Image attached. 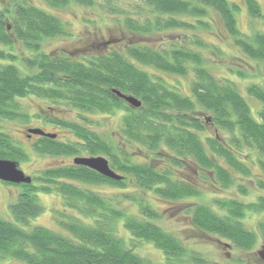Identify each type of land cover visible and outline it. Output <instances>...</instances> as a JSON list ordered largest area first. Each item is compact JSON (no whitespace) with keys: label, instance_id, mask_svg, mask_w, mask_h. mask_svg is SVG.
Instances as JSON below:
<instances>
[{"label":"trees","instance_id":"trees-1","mask_svg":"<svg viewBox=\"0 0 264 264\" xmlns=\"http://www.w3.org/2000/svg\"><path fill=\"white\" fill-rule=\"evenodd\" d=\"M10 1L13 4L4 5L0 11V44L10 46L13 40L21 41L33 53L21 58L30 69L23 72L13 62L17 57L0 52V59L11 60L6 64L0 62V123L26 119L16 101L26 95L63 102L82 119L86 118L82 113L122 112L117 144H111L79 122L49 119L48 123L68 128L75 139L62 142L40 136L32 144L34 152L52 156L82 152L106 156L116 173L128 176L137 188L168 201L202 194L192 180L194 177L188 179L180 174L186 173L188 166L204 181L211 180L223 189L232 186L236 178L252 176L247 162L258 165L264 174V87L250 83L244 88L245 94L260 104L255 117L236 83L226 77L216 78L204 66L198 50L207 44L196 32L215 27L213 13L245 56L257 61L264 59V31L243 36L235 17L236 4L227 0H142L141 21L129 16L116 20L131 34L129 41L120 43L117 38H107L102 42L105 50L76 60L66 55L50 56L40 49L43 39L67 35L61 20L28 0ZM45 1L58 8L70 2L92 6L99 0ZM100 1L111 12L123 11L118 0ZM243 1L250 18L259 19L264 25V0L263 8L257 0ZM3 13L8 14V21ZM179 28L187 30L188 35L163 41L158 48L136 39ZM115 44L121 45L119 50L112 49ZM212 48L218 53L214 45ZM225 69L242 79L249 76L237 68ZM161 74L190 75V95L179 93ZM113 89L138 98L141 106H131L114 94ZM196 112L206 114L199 118L193 115ZM210 124L228 133V137L208 134L206 125ZM126 144H132L133 148L126 150ZM134 157L144 160L133 162ZM0 159L16 162L28 159V154L1 126ZM125 182L124 178L112 180L74 164L40 170L31 183L18 185L20 190L9 205L19 225L0 216V257L26 264H154L128 246L129 239H136L162 251L163 264H209L192 251L189 253L176 236L154 223L160 216L147 202L126 195L140 210L141 215H134L119 206V197L107 198L78 185L124 188ZM258 186L264 188V180L258 181ZM238 189L246 193L243 185L239 184ZM38 193L59 196L64 209L76 212L81 218L59 211L65 219L55 217L58 230L42 226L25 229L30 218L44 211ZM218 205L225 213H217L203 204L194 206L188 211L191 223L204 233L231 241L236 247L247 250L254 246L257 236L241 219L248 210L264 211V198L248 205L227 199ZM119 224L130 238L119 233ZM260 230L264 237V222L260 223Z\"/></svg>","mask_w":264,"mask_h":264},{"label":"rangeland","instance_id":"rangeland-1","mask_svg":"<svg viewBox=\"0 0 264 264\" xmlns=\"http://www.w3.org/2000/svg\"><path fill=\"white\" fill-rule=\"evenodd\" d=\"M238 6L235 11L237 25L243 36H250L255 32L264 31V25L259 19H251L244 5L243 0H227ZM263 8L262 0H257ZM28 2L54 16H56L65 25L67 35H59L55 37L45 38L41 41L40 49L50 56L66 55L71 59L81 60L82 58L95 55L105 50L106 45H102L103 40L107 38H117L118 42L129 41L130 33L116 21L123 17L129 16L138 20L143 19L144 11L140 10L144 6L142 0H118L117 4L120 11L111 12L105 9L103 3L99 0L96 5L82 6L73 2L68 3L63 7H51L46 4L45 0H28ZM6 4V0H0V8ZM143 13V14H141ZM214 25L210 30H198L196 33L200 36L207 47L198 48L200 51L203 64L216 77H226L233 80L238 86L241 94L244 95L248 104L251 107L252 114L256 117V112L259 110V102L248 97L245 94L244 88L250 83L264 87V59L257 61L245 56L238 47L233 44L232 37L225 31L220 18L212 13ZM188 31L182 28L166 29L156 31L152 34H146L144 37L136 38L152 48H158L163 41L185 38ZM13 39V38H12ZM117 43V42H116ZM114 45V48L119 50L121 45ZM214 49L217 48L215 53ZM0 52L5 55L17 57L14 62L21 71L29 72L26 64L21 58L32 56V51L26 49L21 41L13 40V44H0ZM11 60L0 59L3 64L10 63ZM222 65V66H220ZM224 65V66H223ZM240 69L248 73V78H241L237 75H231L225 67ZM143 68V67H142ZM146 69V68H143ZM161 76L171 85L175 86L179 93L190 95V75L186 76ZM246 95V96H245ZM16 101L27 117L26 119L4 120L0 124L1 130L6 133L13 142L19 145L27 154L28 159L18 162L19 168L31 178L37 176L40 170L53 166H63L73 164L75 156H84L86 153L76 155H40L33 151L31 141L34 139L26 138V128H42L45 131L58 133V140L69 142L74 141L75 137L68 128H64L52 123H48L49 119H59L69 122H79L84 124L89 130L99 134L102 138L111 141V144H117L120 140L118 127L120 123V111L115 113H82L85 119L79 117L74 109H71L63 102L55 103L46 99L33 95L18 97ZM202 112H196L193 115L201 118ZM208 134L219 133L222 136L228 137V133L218 130L213 124L206 125ZM126 150L133 148L132 144H126ZM130 149H129V148ZM257 155V153H256ZM106 157V156H105ZM107 158V157H106ZM253 158V157H252ZM255 159V157H254ZM142 157H134L133 162H142ZM250 169L252 176L245 179H235L234 184L227 189L220 188L216 184H212L211 180L204 181L198 177L196 171L188 166L186 173H180L188 179L192 177L193 182L199 185L201 195L199 197H188L177 201L163 200L152 192L144 191L137 188L131 179L124 177L127 186L119 188L112 185H85L78 184L90 190L99 192L105 197H119V206L127 213L141 215L140 210L135 202L127 200L126 195L136 197L147 202L160 216L154 220V223L162 227L165 231L176 236L184 245L186 250L191 251L209 264H264V237L260 230V223L264 222V211L245 212L241 219L243 225L257 236L256 243L250 249H242L236 247L231 241L219 237L215 234H208L198 230L191 223V216L188 211L198 204H203L210 207L217 213H225L221 210L218 202L227 199H235L246 205L257 203L260 197L264 198V188L258 186V181L264 180V174L261 169L252 162L246 163ZM186 174V175H185ZM127 178V179H126ZM243 185L246 188V193H242L238 186ZM20 187L16 184L0 181V216L14 223L15 220L9 210V205L12 203L19 192ZM37 199L44 207V211L36 217L29 219L28 227L42 226L52 230H58L56 218L62 219L63 216L59 211H63L66 215L80 217L76 212L64 209L61 198L54 194L38 193ZM65 219V218H63ZM19 225L18 223H16ZM119 233L130 238V235L121 224L118 225ZM129 247L140 257L154 263L163 264V252L154 247L153 244L136 239H129ZM0 264H26L22 261L1 258ZM186 264H197L189 262Z\"/></svg>","mask_w":264,"mask_h":264},{"label":"water","instance_id":"water-1","mask_svg":"<svg viewBox=\"0 0 264 264\" xmlns=\"http://www.w3.org/2000/svg\"><path fill=\"white\" fill-rule=\"evenodd\" d=\"M119 98H122L128 102L131 106L139 108L141 106V100L134 97L133 95H126L117 89L112 90ZM28 133L55 138V134L45 132L39 128L28 129ZM73 164L87 167L104 177L110 178L112 180H122L123 175L116 173L110 168L108 160L101 155L89 156V157H75L73 158ZM0 181L11 183V184H29L32 178L26 175L18 166V162L10 159H0Z\"/></svg>","mask_w":264,"mask_h":264},{"label":"flooded vegetation","instance_id":"flooded-vegetation-1","mask_svg":"<svg viewBox=\"0 0 264 264\" xmlns=\"http://www.w3.org/2000/svg\"><path fill=\"white\" fill-rule=\"evenodd\" d=\"M13 4V2H11L10 0H6V4H4L5 6L7 5V6H10V5H12ZM2 8H3V6H2ZM2 8H0V11L2 10ZM2 16L4 17V19L5 20H7L8 21V14H6V13H3L2 14ZM6 17V18H5ZM33 128H36V127H33ZM28 129H32V128H26L25 129V136H26V138H28V139H34V138H36L34 141H31V144L30 145H32L37 139H38V137H40L39 135H34V134H30V133H28ZM39 129H42V128H39ZM43 130V129H42ZM43 131H45V130H43ZM45 132H49V131H45ZM49 133H51V134H55L56 135V139H58V133L56 132V133H53V132H49ZM55 138H53V139H55ZM62 142H64V141H62ZM89 156H91V155H88V154H86V155H84V156H75V157H89ZM75 165V164H74ZM263 256H264V252H262L261 253Z\"/></svg>","mask_w":264,"mask_h":264}]
</instances>
